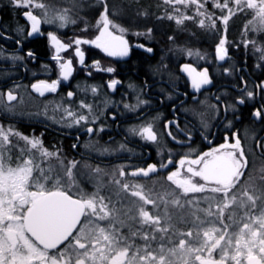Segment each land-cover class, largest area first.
Masks as SVG:
<instances>
[{
	"label": "snow or ice",
	"instance_id": "snow-or-ice-1",
	"mask_svg": "<svg viewBox=\"0 0 264 264\" xmlns=\"http://www.w3.org/2000/svg\"><path fill=\"white\" fill-rule=\"evenodd\" d=\"M8 5L13 10L24 9L22 15L27 21V26L15 29L17 36L21 37L15 40L17 45L22 39L44 35L42 23L65 28L68 24H76V17H79L83 23L81 32L95 29L93 38L76 36L69 43L62 42L51 31L47 33L55 49L52 59L58 63L59 76L64 81L73 74V60H65L60 53L67 52L73 44L75 57L86 69L89 66L85 64L82 45L94 46L106 56L118 58L130 57L133 47L149 54L154 52L144 43L130 44L126 38L129 28L117 19L123 7L113 0H73L71 8L51 10L50 5L40 0H8ZM162 5L164 15H157L158 21L167 19L177 26L191 21L207 31H218V22L222 24L223 34L215 43V59L218 61L231 59L227 37L229 21L238 14L249 17L241 42L232 43L245 50L251 47L257 60L255 67L264 70V0H162ZM34 9H39L41 14H35ZM210 9L218 10L219 15ZM81 12L85 15L80 16ZM135 14L149 16L146 8ZM88 16L93 18L94 24L90 23ZM153 31L152 27H146L145 31L132 34L150 39ZM168 40L175 43L176 37L169 35ZM177 50L204 59L198 50ZM26 55L35 58L32 51ZM0 57L13 64L25 59L16 53L6 55L3 49H0ZM91 68L106 73L117 71L111 66L101 67L99 60H94ZM166 68L161 57V63L152 66L151 71L153 74L162 73ZM181 71L187 74L196 92L212 84L207 68L197 70L185 63ZM241 71L234 64L223 67L227 75ZM87 74L91 76L92 73L89 70ZM239 80V95L232 101L210 105L215 116L222 113L227 119L231 111L234 119H239L236 115L238 106L255 100L257 90L264 100V80L256 83L254 88H249L243 75ZM60 83L61 79L50 83L39 80L31 88L43 97L45 93H56ZM120 83L113 78L107 87L115 91ZM128 87L135 93L136 102L123 103L125 110L136 112L150 104L143 98L149 87L147 80L142 87L133 83ZM89 88L96 96L98 89L94 85H85L82 90L87 92ZM5 95L6 101L3 99ZM75 95L73 91L67 92L69 100ZM215 98L221 102V96ZM167 99H172L171 95ZM17 100L12 89L6 94L0 93V114L15 117L16 106L12 102ZM19 102L22 104L23 100ZM113 103L105 98L104 107L98 113L93 104L84 99L79 101L80 111L62 105L58 109H63L62 121L66 127L81 126L89 136H99L105 126L89 125H96ZM200 116L201 128L206 130L208 121L203 113ZM252 116L256 121L264 122V104L254 108ZM111 119L115 121L117 115L113 113ZM174 123L179 128L174 121H168L165 128ZM225 127L232 128V121L228 120ZM127 132L145 142L158 143L151 122L129 126ZM200 134L208 140L203 131ZM167 135L182 147H188V152L180 155L178 161L173 160L169 150L166 163L161 160L146 166H131L130 172L125 166L108 172L87 163L82 166L83 171H79V161L72 159L65 163L59 151L44 147L43 133L39 137L34 133L30 136L11 124L5 127L0 123V264H264V167L259 170V175L255 170H248V156L237 132L232 133L234 142H229V137L225 136L223 143L206 151L192 149L191 131L185 132L186 141L178 140L171 131ZM252 138L256 139L255 133ZM256 146L264 149V141L256 139ZM72 147L75 149L78 145L74 143ZM85 147L93 148L101 155L113 151L93 141ZM119 148L123 150L125 145L120 144ZM158 153L163 154L159 147ZM53 159L56 164L51 162ZM169 165L175 170H169L164 177L168 189L155 196L146 191L144 185L125 179L151 178L168 169ZM85 180L91 184V191L83 186ZM110 185L117 189L115 202L113 194H103ZM122 193L127 200L121 197ZM149 205L152 211L148 210ZM178 224L187 227L180 228Z\"/></svg>",
	"mask_w": 264,
	"mask_h": 264
},
{
	"label": "flooded vegetation",
	"instance_id": "flooded-vegetation-1",
	"mask_svg": "<svg viewBox=\"0 0 264 264\" xmlns=\"http://www.w3.org/2000/svg\"><path fill=\"white\" fill-rule=\"evenodd\" d=\"M22 11L24 9L13 10L8 3L0 2V32H3V36H0V49H3L6 55L16 53L25 57L24 60L17 61L15 64L0 57V93L6 94L9 89H12L14 95L18 97L17 101L12 102L16 106L15 117L0 114V123H3L5 127L11 124L16 130L30 136L34 133L39 137L43 133L44 147L49 151H59L65 163L72 159L79 161V171H83L82 166L87 163L93 167L99 166L108 172H113L120 166H125L126 170L130 172L131 166H146L148 163H159L161 160L166 163L169 150H171L173 160L178 161L180 155L188 152V147H182L173 141L167 135L168 131H171L181 141H186L185 132L191 131L193 136L191 147L196 151H206L209 147L223 143L225 136L229 137V142H234L232 133L237 132L248 156V170H255L259 175V170L264 167V155H262L264 149L256 146V139L264 141V122L256 121L252 116L254 108L264 104L259 90H257L255 100L238 106L236 115L239 119H234L231 111L228 113L227 119L222 113L215 116L210 105L222 104L225 100L232 101L239 95L237 86L240 84L239 77L241 75L248 80L249 88H254L256 83L264 80V70L249 68L244 60L231 54L230 60L218 61L215 59V52L200 62H182L172 58L164 51L158 50L156 46L144 43L134 36L126 35L130 44L144 43L152 47L154 52L149 54L142 49L133 47L130 57L118 58L108 57L94 46L82 45L81 49L85 52V64L89 66L86 69L79 64L75 57V45L73 44L67 52L60 53L65 60H73V74L69 80L64 81L59 76L58 63L52 59L55 49L48 40L47 33L51 31L62 42L69 43L76 36L93 38L95 30L92 34L83 32L72 34L70 28L58 31L42 23L41 32L44 35L36 34L33 37L22 39V43L17 45L15 40L21 37L17 36L15 29L17 26H27V21L22 13L16 15V12ZM28 51L35 54L34 59L27 57ZM161 57H163V63L167 65V68L162 73L153 74L151 68L161 63ZM94 60H99L101 67L116 68V73L96 71L95 68H91ZM185 63L191 64L197 70L207 68L212 84L206 85L196 92L192 88L188 76L181 72V66ZM233 64L242 71L232 75L225 74L223 67ZM89 70L92 73L91 76L87 74ZM113 78L121 81L115 91L107 87L108 81ZM56 79H61L56 93H45L41 97L31 88V85L39 80H46L50 83ZM145 80L148 81L149 87L145 89L143 98L149 100L150 104L142 106L136 112L125 110L123 103L135 104L136 102L135 93L128 87L129 83L142 87ZM85 85L96 86L97 95L93 96L90 88L87 92L83 91ZM68 91L76 93L71 100L67 97ZM168 95H171L172 99H167ZM216 96H221V102L216 100ZM105 98L112 100L113 105L101 116L96 125H89L97 128L100 124L105 126V131L99 136H89L81 126L66 127L62 121L63 109H58V106L71 107L73 111H80L79 101L84 99L86 102L92 103L94 111L98 113L104 107ZM3 99L6 101V95ZM21 99L23 100L22 104L19 102ZM113 113L117 115L115 121L111 119ZM201 113L208 121L206 130L201 128ZM228 120L232 121V128L225 127ZM168 121L177 122L179 128L175 126V123L169 128H165ZM148 122L153 123L157 133L158 143L156 144L145 142L138 136L132 137L127 132L129 126ZM202 131L208 136V140L201 136ZM253 133H255L256 139L252 138ZM89 141L98 142L100 146L110 147L113 151L101 155L99 151L85 147ZM208 141L211 143L209 144ZM74 143L78 145L75 149L72 147ZM120 144L125 145L123 150L119 148ZM158 147L163 150L162 155L158 153ZM51 162L57 163L54 159ZM169 170L175 169L169 165L168 169L161 170L159 175H152L151 178L133 179L127 177L125 179L130 183L144 185L145 190L151 191L155 196L168 189L164 177ZM107 179L106 177L105 181ZM83 186L88 191L92 190L91 184H88L86 180L83 181ZM116 191V187L110 185L104 189L103 194H113V202H115L117 197L114 193ZM121 197L125 200L128 199L123 193ZM148 210L152 211L150 205ZM178 227L186 228L187 226L178 224Z\"/></svg>",
	"mask_w": 264,
	"mask_h": 264
},
{
	"label": "trees",
	"instance_id": "trees-1",
	"mask_svg": "<svg viewBox=\"0 0 264 264\" xmlns=\"http://www.w3.org/2000/svg\"><path fill=\"white\" fill-rule=\"evenodd\" d=\"M113 2L123 7V12L118 17V19H122L121 21L126 23V27L129 28V31L143 32L145 31L146 27H152L154 29L152 37L150 39H142L144 43L150 44L151 46L153 45L156 47H160L161 45H166L168 42V36L170 34H174V36L176 37V44L183 47H195V49H198V51L206 53V58L210 55V53L214 51L215 43L218 42L214 39L215 34L212 31H207L204 29L198 30L197 28H193L192 32L188 30H183L182 32L179 29L174 32L176 28L174 29L173 21H168L167 19L158 21L156 19V16L164 15V8L161 4V1L159 0H138V3L134 1L132 2L131 0H113ZM158 5L160 6L158 7ZM141 8H146L148 10L149 16L147 18L143 16H136L135 13ZM19 13L21 12H16V15L18 16ZM87 18L89 19L90 23L94 24V20L91 16H88ZM243 18V14H238L228 25L227 37L230 44L229 53L241 58V60H244L249 68H256L255 65L257 63V60L256 57L252 54L251 48L249 47V49L245 50L243 46L239 48L235 46V44H239L241 42L240 38L238 37L237 30L239 29L241 22H243ZM127 22L131 24H128ZM72 27H70L72 34L81 33V29L83 28L80 25ZM94 30V28L90 29L88 34H92ZM193 33H195V35H193ZM128 35L132 36L131 33ZM233 41L235 42V44L232 43Z\"/></svg>",
	"mask_w": 264,
	"mask_h": 264
},
{
	"label": "rangeland",
	"instance_id": "rangeland-1",
	"mask_svg": "<svg viewBox=\"0 0 264 264\" xmlns=\"http://www.w3.org/2000/svg\"><path fill=\"white\" fill-rule=\"evenodd\" d=\"M132 2L134 1L135 2V0H131ZM159 1H161V4H162V0H159ZM0 2H4V3H8V0H0ZM40 2H43V3H45V4H51L50 6V10L51 9H62V8H71L72 7V3H73V0H40ZM47 4V5H48ZM163 6V5H162ZM163 8H164V6H163ZM210 10H212V9H210ZM169 11H171V9L169 8ZM212 11H216V13H217V15H219V11L218 10H212ZM23 12V11H22ZM21 12V13H22ZM34 13L35 14H37V15H40L41 14V11L39 10V9H35L34 10ZM74 16L76 15V13H75V11H73V13H72ZM80 16H83V15H85V13H83V12H81L80 14H79ZM240 15V14H239ZM244 16V15H243ZM236 16H234L230 21H229V24L232 22V20L235 18ZM77 18V23L76 24H68L67 25V27H65V28H59L58 26H56V25H49V24H46V23H43L45 26H50V27H53V28H55L56 30H58V31H62V30H65V29H69L70 27H72V26H76V25H80V26H82L83 27V23L79 20V17H76ZM249 17H246V16H244V18H243V22H241V24H240V26H239V29L237 30V34H238V37L240 38V41H241V39H242V32H243V29H244V25H245V23H246V21H247V19H248ZM118 19V18H117ZM122 19H118V22H120V23H122L125 27H126V23H124L123 21H121ZM128 24H131V23H129V22H127ZM173 24H174V32H176L177 31V29H179V30H181L182 32H183V30H188V31H190V32H192V30H193V28H197L198 30H201L196 24H194V23H192L191 21H186L185 22V25H183V26H177L175 23H174V21H173ZM73 28V27H72ZM130 33H131V35L132 36H134V37H136V38H138V39H140V40H142L143 38H145V37H143V36H141V37H137V36H135V35H133L132 33L133 32H131V31H129ZM127 33L126 35H128V34H130V33ZM179 32V31H178ZM215 35V40L216 41H218V38H219V36L220 35H222L223 34V25L222 24H219V22H218V31H212ZM228 34V33H227ZM170 35H173L174 36V34H170ZM240 35V36H239ZM146 39V38H145ZM167 44L165 45H161L160 47L158 46L157 47V49L158 50H160V51H164L166 54H168L169 56H172V58H176V59H178V60H182V61H188V62H200L201 60H204L205 59V56L207 55L206 53H204V52H201V51H199L200 53H201V55H203L204 56V59H200L199 57H197V56H195V55H193V56H188V55H186L185 53H183V52H181V51H178L177 49H179V48H191V49H193L194 51L195 50H198V49H195V47H183V46H179L178 44H176V43H173V42H171V41H169L168 40V38H167ZM251 48V47H250ZM213 52H215V49H214V51ZM213 52L212 53H210V54H213Z\"/></svg>",
	"mask_w": 264,
	"mask_h": 264
},
{
	"label": "water",
	"instance_id": "water-1",
	"mask_svg": "<svg viewBox=\"0 0 264 264\" xmlns=\"http://www.w3.org/2000/svg\"><path fill=\"white\" fill-rule=\"evenodd\" d=\"M26 19V18H25ZM183 74L187 75L186 73H184L183 71H181Z\"/></svg>",
	"mask_w": 264,
	"mask_h": 264
}]
</instances>
